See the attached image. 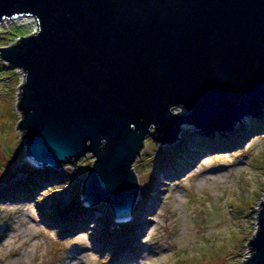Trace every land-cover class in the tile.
<instances>
[{
	"label": "water",
	"instance_id": "obj_1",
	"mask_svg": "<svg viewBox=\"0 0 264 264\" xmlns=\"http://www.w3.org/2000/svg\"><path fill=\"white\" fill-rule=\"evenodd\" d=\"M25 15L38 30L0 56L24 70L28 155L53 168L91 153L82 197L115 219L133 216L147 137L212 136L264 106V0H0V21ZM257 219L245 264H264V200Z\"/></svg>",
	"mask_w": 264,
	"mask_h": 264
},
{
	"label": "rangeland",
	"instance_id": "obj_2",
	"mask_svg": "<svg viewBox=\"0 0 264 264\" xmlns=\"http://www.w3.org/2000/svg\"><path fill=\"white\" fill-rule=\"evenodd\" d=\"M32 25L0 21V47L33 33ZM24 80V70L0 56V264H162L190 229L206 231L209 204L239 233L217 264H245L264 200V106L259 116L233 122L225 137L205 136L194 123H183L173 143L147 137L133 163L141 184L133 216L121 223L109 202L86 209L82 185L91 153L59 167L31 163L18 129ZM189 113L184 106L175 112ZM84 215L90 220L71 229Z\"/></svg>",
	"mask_w": 264,
	"mask_h": 264
},
{
	"label": "clouds",
	"instance_id": "obj_3",
	"mask_svg": "<svg viewBox=\"0 0 264 264\" xmlns=\"http://www.w3.org/2000/svg\"><path fill=\"white\" fill-rule=\"evenodd\" d=\"M219 196L220 193H212ZM201 199H204L201 197ZM231 199V198H230ZM209 223L203 234H197L196 229H190L182 239H178L179 251L175 256H168L162 264H217L218 258L232 249L234 239L239 234L236 224L208 205Z\"/></svg>",
	"mask_w": 264,
	"mask_h": 264
},
{
	"label": "bare ground",
	"instance_id": "obj_4",
	"mask_svg": "<svg viewBox=\"0 0 264 264\" xmlns=\"http://www.w3.org/2000/svg\"><path fill=\"white\" fill-rule=\"evenodd\" d=\"M176 109H177V107L175 108V112H176ZM261 115H262V114H261ZM218 134L223 135V137L226 136V134H225L224 132L221 133V132L216 131V134L213 133V137H214L215 135H218ZM205 136H207V134H205ZM209 137H210V135H209ZM206 141H207V142H211L210 140H209V141L206 140ZM28 157H29V160L31 161V163H33L35 166H39V167H41V165H39L35 159H33V158L31 159L29 155H28ZM88 207H89V208H88ZM88 207H86V209H89V210H93V209H95V207H91V206H88ZM78 215H80V214H78ZM83 217H84V218H83ZM83 217L80 216L81 219L79 220V222H78V223L76 222L75 225H71L70 228L76 230L77 228H80V227L82 226L81 224H86V222H87L88 220H90V218H91L90 215H89V216H88V215H86V216L84 215ZM128 220H130V218L120 219V220L116 219L117 222H121V223H126V221L128 222ZM147 224H148V223H147ZM148 226H149V225L144 226L143 231L146 230V229L148 228ZM118 264H120V263H118Z\"/></svg>",
	"mask_w": 264,
	"mask_h": 264
},
{
	"label": "built area",
	"instance_id": "obj_5",
	"mask_svg": "<svg viewBox=\"0 0 264 264\" xmlns=\"http://www.w3.org/2000/svg\"><path fill=\"white\" fill-rule=\"evenodd\" d=\"M13 21H18L19 23H21L22 25H25V24H34L35 25V30H34V32H36L37 30H38V21H37V18H34V17H31V16H27V15H25V16H17V17H15L14 19H12ZM33 26V25H32ZM18 38H20V37H18ZM18 38H17V40H18Z\"/></svg>",
	"mask_w": 264,
	"mask_h": 264
},
{
	"label": "trees",
	"instance_id": "obj_6",
	"mask_svg": "<svg viewBox=\"0 0 264 264\" xmlns=\"http://www.w3.org/2000/svg\"><path fill=\"white\" fill-rule=\"evenodd\" d=\"M21 92V91H20ZM20 92H19V95H20ZM23 134V136H24V132L22 133ZM205 137V136H204ZM204 139V138H203ZM28 140V139H27ZM205 140V139H204ZM29 141V140H28ZM207 142V141H206ZM207 143H210V142H207ZM169 152L167 153L166 152V156L168 157L169 156ZM31 182H37L38 183V181L35 179V178H33V180L31 181ZM30 183V181L28 182V183H26L25 185H28ZM37 183H35V184H37ZM33 184V183H32ZM34 184V185H35ZM34 187V186H33ZM62 214V213H61ZM76 214H77V212H75L74 213V216H76ZM59 217H60V215H58ZM113 216H114V213H113ZM115 217V216H114ZM58 218V217H57ZM59 219V218H58ZM107 226L108 227H110V225L109 224H107ZM103 241H105V242H107L108 241V239L106 240V239H103Z\"/></svg>",
	"mask_w": 264,
	"mask_h": 264
}]
</instances>
